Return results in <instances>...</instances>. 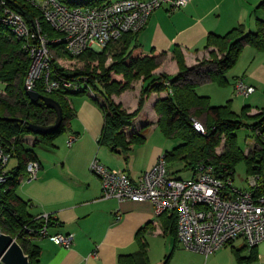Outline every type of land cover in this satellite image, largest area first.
I'll use <instances>...</instances> for the list:
<instances>
[{
	"label": "trees",
	"instance_id": "trees-1",
	"mask_svg": "<svg viewBox=\"0 0 264 264\" xmlns=\"http://www.w3.org/2000/svg\"><path fill=\"white\" fill-rule=\"evenodd\" d=\"M72 1L103 4L112 0ZM260 5H264V0ZM5 8L22 14L30 25L37 17L42 18L39 9L27 0H0V82L3 84V90L0 91V137L5 151L11 154V159L15 157L18 160L17 165L9 169L12 177L1 193V231L15 237L25 224L36 229L42 225L43 219L37 218L41 213L36 216L29 213L27 201L17 193V187L22 175L26 174L27 162L38 160L33 145L54 146L55 139L70 128L75 115V109L69 100L72 95L90 94L94 98L104 112L99 143L112 151H122L128 155L133 145L145 142L144 131L152 122L146 120L130 135L125 132V128L133 126L135 118L142 112L147 98L153 92L166 91L167 96L159 98L154 106L159 115L157 126L167 137H178L182 140L165 152L167 164L169 161H180L186 168L194 171L201 165H212L216 175L234 177L236 165L245 158L248 173L260 175V186L255 192H264V178L261 173L264 162V113L251 116L245 109L239 115L231 108L230 103L213 105L208 95L197 91V86L206 80L219 85L228 84L227 73L236 64L246 45L264 51V19H258L256 30H247L239 25L225 34L210 33L206 47L216 46L221 55L212 52V58L203 59L193 66H187L181 49L176 46L173 54L180 70L175 75L153 74L158 66L156 56L135 55L134 51L139 45L131 46V40L137 32L127 33L102 49H89L78 56L70 55L62 43H50V47L56 51L53 62L56 73L54 77L67 79L72 82V86L48 93L41 83L36 85L37 91L61 103L64 114L63 123L58 129L40 135L30 131L27 123L52 124L56 120V111L48 107L42 99L33 101L26 94L25 79L31 58L23 42L16 38L10 25L2 20ZM42 24L50 38L59 35L45 20H42ZM116 43L118 45H114ZM63 61H80L83 65L66 67ZM141 76H144V85L139 106L135 111L129 112L113 96L131 88L132 81ZM251 118L257 121L248 124L247 121ZM193 119L204 125V133L196 129ZM242 126L251 127L256 132L255 145L248 154L244 153L237 140L236 131ZM28 136L35 137L31 146H28ZM221 145L222 151L218 152L217 148ZM162 215H170L175 221L177 237L176 214L164 212ZM50 224L52 226L56 222ZM37 239L39 238L32 237L24 243L19 240L30 257V264H41L42 249L36 244ZM146 248L147 244L143 242L142 250L133 260V264H148ZM251 252L257 256L256 247Z\"/></svg>",
	"mask_w": 264,
	"mask_h": 264
},
{
	"label": "crops",
	"instance_id": "crops-1",
	"mask_svg": "<svg viewBox=\"0 0 264 264\" xmlns=\"http://www.w3.org/2000/svg\"><path fill=\"white\" fill-rule=\"evenodd\" d=\"M262 1L189 0L186 6L173 11L164 5L155 10L146 26L133 36L131 46L139 45L134 51L137 56H156L158 71L166 69L175 75L179 72L173 54L176 46L181 49L187 66L198 64L207 53L210 33L225 34L239 25L256 30L258 19H264ZM249 46L243 50H248ZM248 53L255 60L264 56V51L258 49H249ZM260 65L264 67V61L257 66ZM245 78L242 77L248 85L255 87ZM206 84L214 82H202L197 91L213 97V90L205 91ZM139 90L140 87L128 89L121 95H114L113 99L134 110L138 105ZM166 96V91L153 92L140 114L139 126L133 124L125 128L130 135L146 120L152 122L144 131L145 142L133 145L128 155L99 143L104 112L90 94L80 99L75 97L73 101L69 97L75 115L70 128L55 139L54 146H34L35 137L28 136V146L39 147L35 152L41 169L38 177L31 181L22 175L17 193L27 201L31 215L50 213L56 218L57 223L49 230L51 234H74L69 247L56 244L47 237L37 239L35 242L42 249L41 264H133L143 242L147 244L148 264H211V254L205 256L179 242L175 221L170 215H158L152 201L104 198L101 181L90 170L95 158L109 168L124 169L134 180L151 169L170 145L157 126L159 115L154 109L156 101ZM69 137L75 138L72 145L67 143ZM239 239L246 246L245 241ZM263 253L264 241L256 247L257 256Z\"/></svg>",
	"mask_w": 264,
	"mask_h": 264
},
{
	"label": "built area",
	"instance_id": "built-area-1",
	"mask_svg": "<svg viewBox=\"0 0 264 264\" xmlns=\"http://www.w3.org/2000/svg\"><path fill=\"white\" fill-rule=\"evenodd\" d=\"M27 1L39 9L41 19L37 17L30 25L22 14L5 8L2 20L23 42L31 58L25 86L36 90V85L41 83L48 93L72 86L71 81L54 77L56 51L50 43H62L70 55L78 56L89 49H102L127 33L139 32L152 13L164 5L173 11L189 3V0H112L103 4L72 0ZM42 20L59 35L50 38ZM235 91L238 95L248 96L255 87L239 78ZM193 120L196 129L204 133V125ZM74 140L69 137L68 145ZM10 160L11 154L5 151L0 137V206L2 190L12 177L8 166ZM40 169L38 160H29L27 180L36 179ZM90 170L99 177L104 198L150 200L158 215L174 212L177 238L187 249L209 256L238 238H242L250 249L264 241V192H255L260 186L258 174L249 177L248 188L235 187L231 175H216L212 165H201L196 177L184 179L170 173L164 155L136 180L124 169L109 168L96 158L92 160ZM37 218L43 219L42 225L37 229L23 225L14 237L18 242L24 243L32 237H49L66 247L73 243V233H50V222L57 223L53 215L41 213Z\"/></svg>",
	"mask_w": 264,
	"mask_h": 264
},
{
	"label": "rangeland",
	"instance_id": "rangeland-1",
	"mask_svg": "<svg viewBox=\"0 0 264 264\" xmlns=\"http://www.w3.org/2000/svg\"><path fill=\"white\" fill-rule=\"evenodd\" d=\"M118 45V43L114 44ZM112 45V46H114ZM249 49H253L256 51L253 46H249ZM242 51L241 54L238 57V60L236 64L229 70L227 73L228 78V84L226 85H219L217 83L214 84H206L205 85V91L206 90H213V97L211 98V103L215 105H226L230 103L231 108L239 115L242 114L243 110L247 109V113L251 116L257 113H264V67L260 65L262 61H264V56L259 57L256 60L254 57L251 56V53L247 54V51ZM212 52L217 53L219 56L221 53L219 52L218 48L216 46H211L207 49V53L205 54L204 59H210L212 58ZM59 60V58H58ZM66 67H75V66H82L83 64L80 61L76 62H62ZM257 69L255 70V68ZM158 68H155L153 70V74L160 75V74H167V75H174V73L169 72L168 70L164 69L163 71H158ZM180 70V69H179ZM245 76L247 81H252L253 84L256 87V91L248 96L244 95H238L236 91H234V83L238 77ZM248 82V83H249ZM144 83V76H141L139 78H136L132 81L131 89L134 90L138 89L140 87V92L138 95V105L134 110H129L125 108L123 105V108L127 111H135L139 106V101L141 97V91L143 88ZM210 85V86H209ZM212 85V86H211ZM3 88V84L0 82V89ZM128 90V89H127ZM125 90V91H127ZM123 91V92H125ZM122 92V93H123ZM117 94L118 95H121ZM203 94V93H202ZM204 95H207L204 93ZM84 95H72L70 97V100L73 101L75 97L76 99H80L79 97H83ZM210 96V95H209ZM146 104V102H145ZM144 104V107H145ZM143 107V108H144ZM141 113H138L137 117L134 120V124L136 127L139 126V117ZM256 119H249L247 121L248 124H253L256 122ZM203 122V121H202ZM146 131V130H145ZM237 140L239 146L243 149L245 154L249 153V150H251L255 145V139H256V132L248 126H242L237 131ZM166 140L170 143L167 150H171L178 144L182 142V140L178 137H166ZM43 147V145H41ZM222 145L217 148V151H222ZM35 150H38L39 147H34ZM41 148V147H40ZM18 160L13 157L9 162V168L14 167L17 165ZM168 170L172 172V175H175L180 178L184 179H190L193 177H196V174L198 175L197 171H194L192 168H186L185 164L180 161H169L167 164ZM248 166L245 158H242L238 162V164L235 167V175L233 180V185L238 188H248L250 186L249 184V177L251 176L250 173H248ZM263 178H264V162L262 166L261 171ZM211 257H213L211 264H264V253L259 254L258 256H254L251 252V249L249 247L243 246V241L241 239H237L232 244H226L222 248L218 249L214 253L211 254Z\"/></svg>",
	"mask_w": 264,
	"mask_h": 264
},
{
	"label": "water",
	"instance_id": "water-1",
	"mask_svg": "<svg viewBox=\"0 0 264 264\" xmlns=\"http://www.w3.org/2000/svg\"><path fill=\"white\" fill-rule=\"evenodd\" d=\"M26 94L33 101L42 99L46 105L56 111V120L49 125L27 123V128L35 134H48L58 129L63 123V106L55 98L44 95L35 89H28L25 86ZM7 119L17 120L18 118ZM0 263L1 264H30V257L23 246L10 234L0 230Z\"/></svg>",
	"mask_w": 264,
	"mask_h": 264
}]
</instances>
